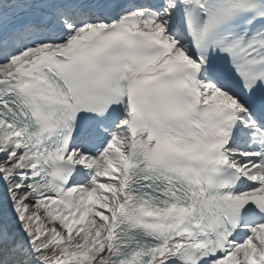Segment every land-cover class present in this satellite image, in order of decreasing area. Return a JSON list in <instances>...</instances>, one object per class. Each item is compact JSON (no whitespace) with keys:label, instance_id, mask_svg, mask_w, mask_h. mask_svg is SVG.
<instances>
[{"label":"snow or ice","instance_id":"1","mask_svg":"<svg viewBox=\"0 0 264 264\" xmlns=\"http://www.w3.org/2000/svg\"><path fill=\"white\" fill-rule=\"evenodd\" d=\"M0 264H264V0H0Z\"/></svg>","mask_w":264,"mask_h":264}]
</instances>
